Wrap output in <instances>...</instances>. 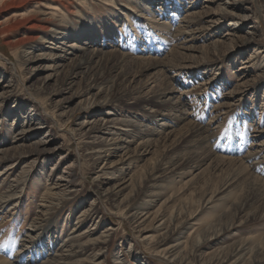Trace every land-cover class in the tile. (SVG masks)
I'll return each instance as SVG.
<instances>
[{"label":"rangeland","instance_id":"374dc122","mask_svg":"<svg viewBox=\"0 0 264 264\" xmlns=\"http://www.w3.org/2000/svg\"><path fill=\"white\" fill-rule=\"evenodd\" d=\"M34 1L25 0L21 8L33 9ZM51 2L58 5L55 15L64 14L65 20L36 15L38 27L21 26L0 34V151L8 155L0 162V197L12 195L0 208V258L14 260L16 251L28 248L25 257L45 258L61 243L88 242L110 228L104 245H90L77 255L79 264H89L88 256L98 250L103 264H219L225 256L235 258L237 252L231 251L240 243L259 249L255 264H264V0L240 1L232 10L252 11L237 34L251 27L256 34L253 42L239 41L228 50L225 41L216 49L220 56L211 55L208 65L192 67L188 62L189 69L167 65L165 70L156 62L179 40L165 33L160 22L175 28V3L183 10L198 3L194 11H202L209 0ZM165 3L167 10L162 11ZM7 8L3 5L0 11ZM230 18L197 31L183 45L212 51L214 41L225 38ZM204 21L188 28L205 27ZM64 31L71 32L69 38L62 36ZM24 35L36 38L18 43ZM256 49L263 52L254 53ZM40 54L62 59L52 63ZM243 81L250 85L228 94ZM160 93L172 101L156 103ZM180 109L185 119L178 120ZM163 117L173 130L170 139L185 135L191 128L188 121L208 124L204 148L191 146L188 138L173 148L168 141L156 143L171 130L162 125ZM29 122L36 123V129L27 130ZM44 137L48 148L38 152L33 145ZM114 137L127 149L110 145ZM146 141L153 147L136 163L111 166L123 153L135 157L134 150ZM159 159L168 169L152 181L145 178ZM61 175L68 185L65 195L50 196ZM130 175L136 183L143 181L139 192L131 194L127 187L111 194ZM214 190V200L199 206ZM158 207L167 219L178 213L180 226L164 234L153 227L155 219H148L146 231L139 232L129 215ZM226 226L230 228L221 232ZM41 230L44 233L38 235ZM39 237L44 249L37 247ZM178 241L181 245L175 246ZM20 260L25 262L24 257Z\"/></svg>","mask_w":264,"mask_h":264},{"label":"bare ground","instance_id":"6f19581e","mask_svg":"<svg viewBox=\"0 0 264 264\" xmlns=\"http://www.w3.org/2000/svg\"><path fill=\"white\" fill-rule=\"evenodd\" d=\"M24 1L25 0H0V7H2L3 5L5 7L9 6V8H7V10L5 9V10H1L0 11V13H2L1 16H3V18L0 19V34H3V32H5L6 30H11V29H14V28H17V27H21V26H27V27H31V28L38 27L39 25L35 22V20H33V19H36L34 17L36 15H39L40 16V19H44V20H46L50 16H55V17L58 16L62 20L63 19L65 20V15L64 14L55 15L56 12H58L57 11L58 10V5H56L54 2H51V1H54V0H35L34 3L32 4L33 5V7H32L33 9H29V10H26L24 8H21V5L23 4ZM149 1L151 2L152 0H142V3L143 4H146ZM209 1L210 2L204 4V9L202 11H194V9L196 8L194 6H196L198 4L197 2H196L197 4L194 5V6H191V5H188L187 4V6H186V8L184 10L180 8V4L175 3L176 8L174 10L176 12H178V14H175L177 16L174 17V18H176L178 20H175V19H173V20L176 21V22H178L177 23L178 25L175 24L176 27L173 28L174 25L172 26V24H168V22H160V26H162V28L164 29V32L165 33H169L170 36H172V38H175L174 40H176V41L179 40V41L177 43L175 42L176 44L174 45V49L172 48L171 51H168L169 52L167 54L168 56H166L165 58H163L161 60L160 59L157 60V62H156V65L157 66H160V67H162L165 70L166 69L165 66H167V65H169V67L174 68V69H178V68L189 69L190 66L187 65L188 62H189V64L191 66H192L193 63H195L196 65H203V64L208 65L209 64V60H212V56H216V58H218L220 56L219 53H216V49H217V47L220 44L226 45L225 41L229 42L227 45H228V50H230V49H234L236 47L235 45H238L239 41H241L242 43L245 44V43H248V42H253L255 40V36H256L255 29H253L251 27L248 30H246L245 34H243V35H238L237 34V29H240L241 28V25L244 23V21L251 17L250 12H252V11L249 10V7H245V9H247V10H245V11L242 10L243 12H240V13L232 12V10L236 6V3L237 2H240V1L241 2H244V1H248V0H209ZM212 5H214V7ZM230 8H232V9L230 10ZM149 9H151V7H149ZM161 10L162 11H166L167 10L166 3L163 5V7H162ZM33 11L36 12L37 14H34ZM172 11H171V8H170L169 9V12H170L169 14L173 13ZM226 16H231V18H230V21L227 23V26H229L228 29L226 28V32H223V33H226L225 38H223L222 40H216V41H214V43L212 44V51H209V49H206L205 50L204 48H202V50H199L197 47H195L193 45H185V44L183 45V43L187 41L186 39L189 38V37H191V36H194L197 31H200V30H203V29H207V28H211L213 24L218 27L219 26L218 22H219L220 18H223V17H226ZM171 19H172V16H171ZM200 19L206 21V22L204 21L206 23V26L205 27L204 26H202V27H199L198 26V28H196V27L195 28L194 27L193 28H188V27H190V25H191V27L194 26L193 23H197V21L200 20ZM206 19H208V20H206ZM24 34H26V33H24ZM70 34H71V32L64 31L62 36L64 38H69L70 37ZM33 38H36V37H28V36H25L24 35V37H22V38H20L18 40V43L22 44V43H24L26 41L27 42H30V41H32ZM181 39H182V41H180ZM261 51H259L258 49H256L253 52L254 53H258V52H261ZM40 55H41V58H45V57L46 58L48 57V59L50 58V60H51L52 63L53 62H57V59L58 60L62 59V56H58V55L55 56L54 54H49V55H47V54H40ZM122 55H125V54H122ZM249 59H251V58H249ZM80 62H82V61H80ZM49 64L50 65H48L47 67L50 68L51 67V63H49ZM79 64H81V63H79ZM248 83L249 82H246V81L240 82L228 94L229 95L230 94L232 95L237 90H240V89H243L246 86H249L250 84L248 85ZM174 90L175 89H172L173 92H174ZM164 94L165 93L158 94L157 95V98L154 101L156 103H166V102L172 101V98L173 97L165 98L163 96ZM1 97H2V93L0 94V98ZM179 98H180V96L177 98V100L175 102L178 103ZM173 104L174 103L171 104L172 105L171 107H174ZM176 105H178V104H176ZM180 106H179V108H180ZM177 109H178V107H177ZM160 112H163V110L160 111ZM180 113L181 114L179 115L178 120L179 119H185L186 113L182 112V110H181ZM175 114H177V113L175 112ZM31 116H33V115L32 114H29L28 115V117H27V118H29L28 121H31L32 120L31 119ZM160 120H162V125H163L164 124L163 123L164 122V117L161 118ZM188 123H190L189 126H191V128L188 129V132L184 133L185 135H182L183 133H180L179 136H178V138L176 137V138H171V139L168 138L169 137L168 134L171 133V132H173V130L170 128L169 125L164 124L165 126L167 125V127H169L171 130H169L168 132H166L167 133L166 135H163L162 134L161 135L162 137L161 138H158L159 140L158 139H155V140H157L156 143H160V141L161 142L164 141V144H165L166 141H168L170 143V146H172V148H173V146L178 145L181 142L182 139L185 140L186 138H188L187 139L188 142L189 141H191V142L193 141L192 142L193 144H191V146L193 145V147H194L195 146V143H197L196 146L199 145L201 148L202 147L204 148L203 145H205V143L207 141V138H208V134H209V133L207 134V132L210 129V128L208 129V127H209V126H207L208 124L206 125L207 126L206 127V126H202V125L200 126L199 124L191 123L189 121H188ZM113 124H112V126H113ZM26 127H27V130L32 131V130L36 129L37 126H36V123L34 124V122H31V123L29 122L26 125ZM167 127H163L162 130L165 131V129ZM159 128H160V126H159ZM212 128H213V125H212ZM163 131H162V133H163ZM261 134H262V132H261ZM160 139H162V140H160ZM110 140L112 141L110 145H114L115 147H117V145H119V147H118L119 150L122 149L124 151V149H127L126 146L124 147L122 145V143L124 144L125 142H122L120 138H118V137L115 138L114 137V138H112ZM47 143H49V140L44 137L41 141L36 142L33 145V147L36 148V150L38 152H40V151H43V150H47V148H48L47 147L48 146ZM150 145H151V142H147V141L146 142H141L140 143V146L137 149L134 150V153L135 154H133V155H135V157L133 156L131 158L132 155L126 156V154L123 153L121 155L122 158L117 159L116 161H111V166L112 165H116V164L121 163V162H124L127 165H130L132 163H136L137 162L136 160H138L139 157H141L144 153H148L150 151V149L153 147V146H150ZM14 147L15 148H18V146H14ZM100 149L98 151H101ZM112 149L113 148H111V150ZM209 151L207 150V152H209ZM106 153L108 154V152H106ZM113 153L115 154L116 151L113 150V152L111 153V155ZM250 153L251 152H249L248 154H250ZM101 154H102V152H101ZM6 156H8L7 155V151L6 150H1L0 151V162L3 161V160H5L6 159ZM206 156H209V155H206ZM212 158L213 159H217V160H221V161H226L225 159H228V158H222V157L218 158L217 156H214ZM205 160H206V158H205ZM234 161H232V160L229 159L226 162H229V163H232L233 164ZM236 161H238V160H236ZM163 162L164 161H162L161 159H159L157 162H155L151 166V168L147 171V173L145 175V178L148 177L152 181V180H154L157 177L156 174H158V172L164 171L165 169H168L166 167L165 168L162 167ZM28 168L29 167H26V168H23L21 170V173H23L22 176L27 172ZM246 173H248V172L246 171ZM248 174H250V173H248ZM253 177L254 178H258L257 176H254V175H253ZM18 178L16 179V181L20 180V178L19 179ZM55 180L56 181L54 182V185H55V188H56L57 191L50 193L51 190L50 191L48 190L49 191V195L50 196H55V195H59L60 194V196L61 195L64 196L65 193H66L65 188H67V186H68V185H66L67 182H66V184L63 183V181H64L63 175H61L60 177L56 178ZM259 180L262 182V180L260 178H259ZM142 183H143V181H139L138 183H136V180L133 181V176L130 175L129 178H128V180H127V182L122 181V182H119L118 184H116L113 187V189L116 190V192H112L111 194L116 195L121 190L129 187L130 188L129 191H131V194L136 195L137 192H139V189L141 188ZM229 183L227 185H229ZM217 190H219V189H217ZM9 191H12V189H10ZM9 191L7 193H9ZM157 193H153L154 197H157V195H158ZM105 194H107V193H105ZM216 194H217V191L216 190L212 191L211 193H208L204 197V199L201 201V203H199V206L201 205V207H203V206L205 207L206 205H208L209 203H211V201L214 200V198L217 196ZM11 196H10V194H4V195H2L0 197V208H2L4 206V204L8 203L11 200L10 199ZM124 199H126V197ZM92 203H95V200H92ZM242 204H240V205H242ZM147 206H149V204H147ZM198 209H199V207L196 209V211ZM147 210H148V207H147ZM129 217H130V220L132 221L134 227L139 232L146 231V229H147L148 226L147 227L144 226V223L148 219L149 220H152V221L155 219L154 225L155 224L156 225L153 226V227H156L157 230H159V231L160 230L166 231V232H164V234H168L169 231H174L177 227H179L180 226V222H177V220L178 219L181 220V218L179 217V214L178 213H173V214L170 213L168 219L165 218V216L161 213L159 207L157 209L153 210V211H150V212H134V213L132 212L129 215ZM148 223H149V221H148ZM228 228H230V226L224 227L221 230V232H225V230L228 229ZM108 229H110V228H107V230H104L102 232L104 234H100L99 237L94 238L92 240L88 239V242L79 243V242L73 241V242H71L67 246H66V243H64V244L61 243L60 245L57 246V248H54V250L51 249V248H49V249H47V251L48 250H53V253H48L47 252L48 253V256H46L45 258H42V257L39 258L37 256H31V257L28 256V257H25V255H26L25 253H27V251L29 250V248L27 247L28 250H26V251H22L23 249L20 250V251H18V252L16 251L15 254L13 255V258H15L14 260H5V259H2V257H1L0 258V264H79V259L76 258L78 254H80L84 250L90 248V245H99V246H101V245H104L107 242V237L110 234V232H107ZM35 230H37V229H35ZM221 232H219V233H221ZM43 233H44V231L41 230V232L38 235L43 234ZM84 233H87V231L84 230L83 233H82V235ZM70 235H72V234L71 233L69 234V236L67 237V241H68V239L72 238V236L70 237ZM29 237H31V236H29ZM149 238H150V236H147V235L143 237V239H146V240L149 239ZM211 238H213V237H211ZM37 242H39L37 244V247L39 245L40 246L43 245L42 243H40V242H42V240H40V237L37 238ZM181 243L182 242H179L178 241L175 244V246H179V245H181ZM42 249H44V248L42 247ZM235 251L237 252V254H234L235 258H233L232 260H228L229 258H227L225 256V257H223V258H221L219 260L220 261L219 264H255L257 261L260 260L258 258L259 249L255 248L254 250L253 249L250 250L248 248V246L246 247L244 245V243H240L231 252H235ZM100 255H101V252L99 250L97 252L93 253L92 255H89L88 256V263L89 264H103L102 260L99 259ZM22 257L25 258V262H23L24 260H20V259H22ZM40 259H41V262H40ZM80 264H81V262H80Z\"/></svg>","mask_w":264,"mask_h":264}]
</instances>
